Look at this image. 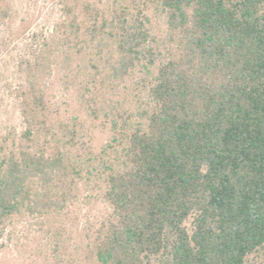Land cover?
<instances>
[{"label": "trees", "instance_id": "trees-1", "mask_svg": "<svg viewBox=\"0 0 264 264\" xmlns=\"http://www.w3.org/2000/svg\"><path fill=\"white\" fill-rule=\"evenodd\" d=\"M18 73L0 256L26 223L51 264H264V0H61ZM83 193L109 211L77 236Z\"/></svg>", "mask_w": 264, "mask_h": 264}, {"label": "rangeland", "instance_id": "rangeland-1", "mask_svg": "<svg viewBox=\"0 0 264 264\" xmlns=\"http://www.w3.org/2000/svg\"><path fill=\"white\" fill-rule=\"evenodd\" d=\"M12 12L7 25L0 31V134H17L21 119L12 90L20 82L18 64L31 48L39 46L55 30L61 17V0H9ZM51 101L57 102L65 115L75 109L71 93L55 88ZM98 151L105 136L96 132L92 140ZM108 206L96 195L83 193L70 206L68 227L75 235L82 232L87 220L98 222L108 213ZM0 264H51L46 242L26 223L13 227L4 240Z\"/></svg>", "mask_w": 264, "mask_h": 264}]
</instances>
